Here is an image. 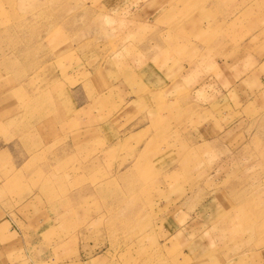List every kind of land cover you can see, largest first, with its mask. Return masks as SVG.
I'll use <instances>...</instances> for the list:
<instances>
[{"label": "rangeland", "instance_id": "374dc122", "mask_svg": "<svg viewBox=\"0 0 264 264\" xmlns=\"http://www.w3.org/2000/svg\"><path fill=\"white\" fill-rule=\"evenodd\" d=\"M239 54L264 59V0H0V75L31 96L0 134L7 263L264 264V86Z\"/></svg>", "mask_w": 264, "mask_h": 264}, {"label": "crops", "instance_id": "0c3cea01", "mask_svg": "<svg viewBox=\"0 0 264 264\" xmlns=\"http://www.w3.org/2000/svg\"><path fill=\"white\" fill-rule=\"evenodd\" d=\"M238 11L239 9L235 10L232 16ZM235 16L236 15H234L233 18H236ZM200 21H203V20L200 19ZM251 58L252 57L249 55V60H250L249 63L251 65L247 66V64H244L245 56H243L242 54H239L238 59H233L232 70H236V67L238 68L237 71H244V70L249 69L251 70V72L248 73L247 81H250V78H252L251 82H253L255 85L258 86V84H260L264 86V59H262L257 64H253ZM240 63H242L241 66H240ZM152 78L153 80L150 83H152V85L154 84L157 85L159 83L158 81H160V77H158L157 80L155 77H152ZM21 88L22 86L20 84L17 85L15 76H12L10 74H8L7 76L0 75V134H2V136L11 135L12 137L14 135H17L16 131H17L18 124L20 122L19 120L20 119L23 120V115L25 113L24 112L25 106L23 107L24 102H25V97L28 98L27 96H30V95H26L25 93H22V94L19 93L21 92ZM77 117L78 115H74V113L72 112L71 118L69 117L66 121L62 120V122L59 124L60 128L61 127L64 128L65 127L64 125L66 123H70V125H73L71 129L68 131V134L71 135L72 137H70L69 135L68 136L70 137V139L72 138L71 139L73 142L72 144L74 145L77 144L75 145V147L81 145L80 138L73 137L75 134L79 135L80 130H81V128L78 126V121H76ZM22 125L23 127L18 129V134L22 136V138H20V143H17V144L23 145L24 146L23 150L25 151L26 144L29 146L31 145V142L30 141L28 142L30 133L28 132L29 129L26 128V125L24 124ZM94 138L95 136L90 137V133H89L88 136L83 137L82 140L85 142H88L86 144V146H88L91 140ZM17 144L15 145V148ZM83 146L84 145H81V147ZM0 149H1V152H3L2 150H6L9 152L12 150V148H10L9 150L6 149L5 146ZM21 163L22 162H20V164ZM0 215L6 216L4 213H1V212H0ZM0 221H2V219H0ZM6 222H7L8 229L6 228L5 229L7 232L5 233V236L2 239L0 238V264H8L7 255L12 252H17L24 245L23 244L24 240H22L21 233L18 231L17 227L15 226V221L9 218V220H6Z\"/></svg>", "mask_w": 264, "mask_h": 264}]
</instances>
